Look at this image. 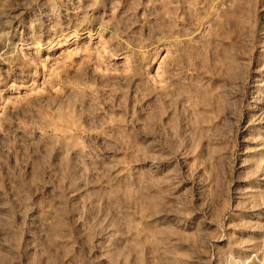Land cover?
Wrapping results in <instances>:
<instances>
[{
  "label": "rangeland",
  "instance_id": "obj_1",
  "mask_svg": "<svg viewBox=\"0 0 264 264\" xmlns=\"http://www.w3.org/2000/svg\"><path fill=\"white\" fill-rule=\"evenodd\" d=\"M0 264H264V0H0Z\"/></svg>",
  "mask_w": 264,
  "mask_h": 264
}]
</instances>
